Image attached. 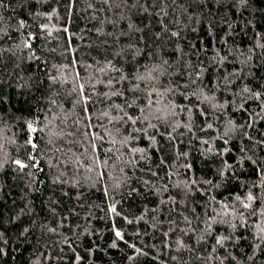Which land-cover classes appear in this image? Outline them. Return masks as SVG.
<instances>
[{
	"label": "trees",
	"instance_id": "obj_1",
	"mask_svg": "<svg viewBox=\"0 0 264 264\" xmlns=\"http://www.w3.org/2000/svg\"><path fill=\"white\" fill-rule=\"evenodd\" d=\"M67 5L68 0H0V143L4 145V151L0 152V161L4 162L0 169V248L5 250L0 254V264H73L76 254L82 257L79 264H264V239H257L258 226H264L261 215L264 212L261 177L264 95L257 100L243 91L247 87L252 93L264 94V0H246L243 4L240 0H176V3L166 0L163 4L160 0H128V3L114 0L111 7L103 0H76L71 12ZM162 18L169 29L179 32L177 37L163 29ZM20 21H24L23 28ZM101 25L102 36L95 32ZM65 27L69 29L67 33L63 31ZM156 33H161L159 40ZM141 36L147 39V44ZM102 40L110 47L101 45ZM25 43L31 44V48L24 47ZM129 45L140 49L136 60L141 67L151 64L150 51L157 62L162 58L171 61L168 72L172 75L166 74L162 80L174 79L185 84L189 81L186 68L192 72V79L199 71L200 79L187 91L199 88L203 94L189 99L181 95L174 98L179 104L193 106L192 114L185 111L175 117L184 125L191 121V131L178 127L173 133L174 140H168L150 129L149 135L155 134L157 141L151 148L147 137L137 134L140 139L134 144L148 148L149 159L140 161L135 169L125 167L127 183L114 192L120 213L115 216L107 214L112 201L104 195L106 185L114 187L111 177L119 175L118 168L112 167L116 154L106 151L111 147L106 142L108 136L97 141L102 147L96 155L101 159L111 157L107 169L97 168V172L106 171L110 175L100 179L96 187L83 188L87 195L80 200L63 194L64 191L74 193L75 188L54 183L61 170L66 173L64 179L73 173V168L65 169L60 161L61 153L53 150L43 154L40 160L43 171L19 170L11 160H26L27 153L33 151L20 146L27 139L26 121L33 119L37 112L41 121L46 122L45 117H57L53 121L54 130L56 125L60 128L67 125L77 131L72 125L81 114L82 105L73 107L79 99L78 93L71 91L73 76L78 71L83 77L80 82L85 83L93 69L83 66V62L95 65L100 61L103 65L105 59L129 71L135 66ZM74 57L81 58L82 66L64 69L67 83L62 78L53 85L49 73L60 75L57 68L70 65ZM104 90L102 84H97V92ZM204 96L215 99L201 103ZM50 99L56 100V104H51ZM89 107L95 108L93 123L98 124L96 117L104 105L93 96ZM83 130L81 124L79 131ZM127 130H131L130 125ZM166 130L171 131L161 125L160 131ZM94 131L103 133L104 130L97 126ZM72 139L65 137L56 142L65 150L71 147L82 151L81 145L68 143ZM38 143L43 149L49 147L46 140ZM50 157L58 167L49 165ZM161 158L165 163H160ZM226 164L232 167L221 175ZM153 171L157 176L151 174ZM93 179L97 177L94 175ZM144 180L149 183L145 185ZM179 181H187L191 190L187 191L184 185L176 187ZM132 188L138 191L133 192ZM249 192L257 199L251 208L245 209L235 197L246 199ZM224 204L230 206L229 214L217 217L211 223V230L206 231L205 221L215 216V211L222 210ZM232 206L237 209L236 215H232ZM53 208L56 214L51 211ZM73 208L75 212L71 211ZM239 212L244 213L243 219ZM185 215L192 220L191 228L197 231H187ZM64 216L68 219L58 231L68 238L75 236L72 241L75 252L62 243H54L62 241L64 236L48 233L46 229L41 231L39 227L45 221L55 226ZM141 216L143 219L138 220ZM125 217L133 223H127ZM170 221L176 223L170 224ZM113 224L124 233L125 241L140 248L141 253H136L124 241H116V248L110 247L116 239ZM233 224L237 227L233 228ZM25 227L30 231L21 235ZM170 227L175 230L169 232ZM85 228L90 234L84 233ZM77 232L81 235H75ZM219 235L230 236L223 247L215 244ZM201 236L203 240L199 239ZM177 240L183 241L185 247H180ZM256 244L261 247L257 248ZM213 247L215 253L211 251ZM89 248L94 251L89 252Z\"/></svg>",
	"mask_w": 264,
	"mask_h": 264
},
{
	"label": "snow or ice",
	"instance_id": "obj_2",
	"mask_svg": "<svg viewBox=\"0 0 264 264\" xmlns=\"http://www.w3.org/2000/svg\"><path fill=\"white\" fill-rule=\"evenodd\" d=\"M240 2L243 4L246 3V0H240ZM75 3L76 0H68L67 9L69 12L73 10ZM103 3L111 7L114 3V0H103ZM125 3H128V0H125ZM160 3H166V0H160ZM173 3H176V0H173ZM147 10V6H144V11L147 12ZM161 10L163 11V9ZM161 25L166 32H170L172 37H177L179 35L178 31H172L169 29L163 18L161 19ZM20 27H24V21H20ZM131 27L132 25H129V28ZM42 30L47 29L42 28ZM85 30L92 31V29H82V31ZM63 31L67 33L69 29L65 27ZM95 32L97 35H104L102 25L96 27ZM48 35L51 36L52 33L49 31ZM108 35H111V33H108ZM155 37L159 40L161 38V33H156ZM29 39H31V36H29ZM140 39L147 44V39L145 37L141 36ZM100 43L105 47H110V45H107L106 41L102 40ZM24 47L31 48V44L25 43ZM65 51H67V49H65ZM129 54L132 60L135 61V66L129 71H125L122 67L117 66L111 59H105L103 65H101L100 61H97L95 65L92 63L83 62V66L93 69V73L89 75L88 80L85 83L80 82L83 77L78 71L73 76L74 86L71 91L76 92L79 95V99L75 100L73 107L76 105H82V112L77 117L75 124L72 125V127H75L77 131H72L67 125H65L64 128H60L58 125H56L54 130L53 121L56 120L57 117L53 116L51 119L45 117V122L40 120L39 112H37L33 119L26 121L27 139L24 141V144L20 146L26 149L31 148L33 151L27 153L26 160L23 158H15L11 160V163L14 164L19 170L36 168L39 171H43L44 169L40 167V160L43 157V154L53 150L55 153H61L62 155L59 157L60 161L64 164L65 169L73 168V173L71 177L64 179L66 173L64 170H61L59 175L54 180V183L67 184L70 187L75 188L76 191L74 193L70 194L68 191H64L63 194L65 196L71 195L75 199L80 200L87 195L86 192L82 190L83 188L88 185L96 187L100 179H106V177L110 175L106 171L97 172V168L103 167L104 169H107L109 167V159H111V157L109 156L107 158L101 159L96 155V153L102 147V145L97 144V141H103L105 136H108L109 140L106 142L109 143L111 147L107 148L106 151L108 153L116 154L112 167L114 169L118 168L119 175L111 177L114 181V187L106 185L104 189V195L112 201L107 209V214H112L115 216H119L120 213L116 208V205L119 203V201L115 200L114 192L115 190L121 189L122 185L127 183L128 178L125 175V167L131 166L135 169L140 161L149 159V157L146 155L148 148H151L152 145L157 144L156 135H149V130H155V132L165 136V138L168 140H174L175 137L173 133L176 132L178 127H187L188 131H191V121H189L187 125H184L181 123V121L176 120L175 117L179 113L185 111L189 114H192L193 106L191 104H179L174 98L177 95H181L185 99H189L191 96L203 94L202 90L199 88H193L191 92L187 91V88L190 85L197 84V81L200 79L199 71L196 72L195 79H192V72L188 71L186 68L185 72H187L189 76V81L185 84H181L174 79L162 80V77L166 74L172 75V73L168 72V69L172 68L171 61L162 58L160 62H157L154 53L150 51L149 58L151 59V64L141 67L140 62L136 60L137 56L140 55V49L135 45H129ZM85 55H87V53ZM80 66H82L81 58L74 57L70 65H64L60 68H57V72L60 73V75H53L50 72L49 79L53 85L62 78L64 79V82L67 83V79L63 75L64 69H69L71 67L78 68ZM53 67L55 68L56 66L54 65ZM201 71H203V69H201ZM112 73H119V75H112ZM101 76L106 77V79H101ZM97 84H102L106 90L97 92ZM89 88L91 90H89ZM243 91L250 93L257 100H260L261 96L264 95L258 91L252 93L247 87H245ZM53 95H56V93H53ZM93 96L97 98L98 103L104 105V107L99 110V116L96 117V119L99 121L98 124L93 123V117L96 116L95 108L89 107V105L93 103ZM214 99V97L204 96L201 103L204 101L211 102ZM50 103L55 105L56 100L50 99ZM262 103H264V101H262ZM50 110L51 109H48V111ZM202 114L204 113L202 112ZM81 124L84 128L83 132L79 131V126ZM109 125L112 127H109ZM129 125L131 126V130H127V126ZM161 125L165 126L166 129H171V131H160ZM97 126L103 128V133H96L94 131V128ZM122 126L125 128L124 131H122ZM248 126L251 127V125ZM208 127L211 128L212 125L209 124ZM45 129H48L47 133L45 132ZM0 132H2V129H0ZM38 132L44 133V135L38 137L35 135ZM137 134H143L147 137V139L150 141L148 148L135 146L134 142L140 139V136ZM81 136L83 139L79 138ZM121 136L122 138L118 139V137ZM65 137H73V139L68 141V143L71 145L79 144L83 150H74L71 147L65 150L62 145H58L56 142L57 139H63ZM39 140H46V143L49 147L43 149L42 145L38 143ZM85 142L87 146H84ZM12 143H16V141L12 140ZM204 143H207V141H204ZM225 143H227V140H225ZM117 145H119V147H117ZM124 149H126V151H124ZM157 150H159V148H157ZM3 151L4 145L3 143H0V152ZM38 153H40L39 158ZM68 153H71V155L67 160H65L64 156ZM28 161H31V163H28ZM69 161H71V163H69ZM160 163H165L163 158H161ZM49 165L52 167H58V165L53 164L52 157L49 158ZM120 165H124V167H121ZM3 167L4 162L0 161V169ZM229 167L232 166L226 164L225 168L221 171V175H223ZM139 170L144 171L142 168ZM151 174L153 176H157V173L154 171L151 172ZM29 175H33V173L30 172ZM94 175L97 177L96 180L93 179ZM261 177L264 179V170L261 171ZM148 183L149 181L144 180L145 185ZM207 183L211 184L212 182L207 181ZM181 185H184L187 191L191 190V185L188 184L187 181H179L176 183V187L178 188L181 187ZM110 187H112V193H110ZM164 189L167 190V185H164ZM131 191L136 192L138 190L132 188ZM213 199L215 198L213 197ZM235 199L242 205L243 208L248 209L251 208L252 202H254L257 197L249 192L246 196V199L241 198L239 195H237ZM169 200L175 203V199L173 197H169ZM53 202L58 203V201L55 200ZM161 203H167V201H162ZM78 206L83 207V204ZM229 207L230 206L228 204H224L222 206V210H214L215 216L208 217L207 221H205L207 224L206 231L211 230V223L215 222L217 217L222 218L223 216L229 214L227 211ZM51 211L53 214H56V210L54 208L51 209ZM71 211L75 212V208H73ZM236 212L237 209L235 206H232V215H236ZM261 215L264 216V212H262ZM239 217L240 219H243L244 213L239 212ZM67 219V216L62 217L60 222L55 226L45 221L41 223L39 227L41 228V231L46 229L48 233H52L57 236H64L62 241H56L54 243H62L63 245L72 248L75 252L72 242L75 239V236L73 238H68L63 233L58 231L59 228L65 226L64 221ZM84 219L86 222L88 221L87 216H85ZM125 219L127 220V223H133V221L127 217H125ZM137 219H143V217L141 216ZM153 219L155 220L156 218L153 217ZM184 221L188 225L187 231H197L196 229L191 228L192 220L188 216H184ZM174 223L176 222L170 221V224ZM32 224L35 225L36 221L33 220ZM232 227L235 228L237 225L233 224ZM258 227L260 235L257 237V239H264V226ZM174 230L175 229L172 227L169 228V232ZM29 231L30 229L25 227L21 235H26ZM180 231L185 232V229H180ZM113 232L116 239L111 242V248L117 247L116 241H124L125 243H128V247L134 248L136 253H141L140 248L128 241H125L124 233L117 229L115 224H113ZM84 233H89V229L85 228ZM75 235H81V233L77 232ZM167 235L168 232L165 233V236ZM199 239L203 240L204 236H201ZM229 239V235H219L215 240V244L223 247L224 242ZM177 243L180 247H185L183 241L177 240ZM256 247L260 248L261 245L256 244ZM88 251L93 252L94 249L89 248ZM211 251L215 253L216 248L213 247ZM4 252L5 250L0 248V254H4ZM61 252H63V248H61ZM144 254L146 255V253ZM132 258L133 257L129 256V259ZM172 259L175 260L176 257H172ZM249 259H252V257H249ZM81 260L82 257L79 254H76L73 264H79Z\"/></svg>",
	"mask_w": 264,
	"mask_h": 264
}]
</instances>
